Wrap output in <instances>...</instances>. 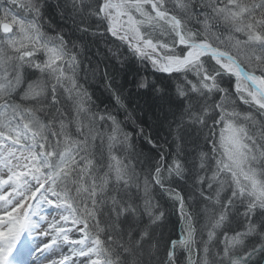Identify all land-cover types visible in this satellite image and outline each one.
<instances>
[{"label": "snow or ice", "instance_id": "1", "mask_svg": "<svg viewBox=\"0 0 264 264\" xmlns=\"http://www.w3.org/2000/svg\"><path fill=\"white\" fill-rule=\"evenodd\" d=\"M0 264H264V0H0Z\"/></svg>", "mask_w": 264, "mask_h": 264}]
</instances>
